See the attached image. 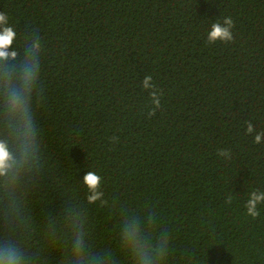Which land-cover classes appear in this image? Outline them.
I'll return each mask as SVG.
<instances>
[{
	"label": "trees",
	"instance_id": "16d2710c",
	"mask_svg": "<svg viewBox=\"0 0 264 264\" xmlns=\"http://www.w3.org/2000/svg\"><path fill=\"white\" fill-rule=\"evenodd\" d=\"M0 13L20 53L8 64L34 35L42 46L34 145L0 176V248L23 264H140L131 226L153 264H264V204L256 219L244 207L264 191V142L245 134L246 120L264 131V0H0ZM226 16L233 40L208 43ZM18 136L0 95L19 161ZM86 171L106 204L88 203Z\"/></svg>",
	"mask_w": 264,
	"mask_h": 264
},
{
	"label": "clouds",
	"instance_id": "9594fccd",
	"mask_svg": "<svg viewBox=\"0 0 264 264\" xmlns=\"http://www.w3.org/2000/svg\"><path fill=\"white\" fill-rule=\"evenodd\" d=\"M234 21L231 17H224L216 20L211 24L207 33L208 43L216 41L231 42L233 40L232 29ZM16 39V32L13 27L8 25V17L0 13V95H2L5 113L11 117L12 121L19 132L20 140V160L13 156L9 150V145L5 141H0V176L6 175L14 166H23L26 158L31 154L34 145L33 137L35 136L33 124V100L36 94L37 84L40 81V60L42 46L40 37L34 35L31 43L24 50V58L20 61L18 67L8 64V61H16L20 53L12 48ZM141 88L149 92V99L152 108L148 115L153 116L161 106L162 92L153 83L151 75H146L141 81ZM246 135H253V143L260 144L264 142V131H257L250 120H246ZM218 155L224 158L230 156V151L221 149ZM102 177L95 171H86L82 183L87 188L88 203L94 204L100 201L101 204L107 202L102 199L104 196L101 191ZM231 198H229L230 202ZM264 204V191L256 189L248 194V199L244 207L246 214L252 219L260 216L258 205ZM138 228L129 226L125 229L124 239L137 249L140 257V264H153L152 257L148 252L139 246L137 241ZM77 246L81 244L78 239ZM0 264H23V256L17 249L11 246L0 248Z\"/></svg>",
	"mask_w": 264,
	"mask_h": 264
}]
</instances>
